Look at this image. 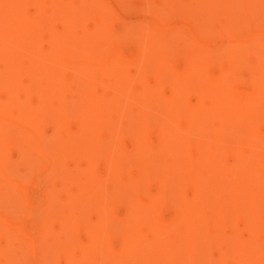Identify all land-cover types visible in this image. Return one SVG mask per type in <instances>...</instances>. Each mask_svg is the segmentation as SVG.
I'll list each match as a JSON object with an SVG mask.
<instances>
[{"label":"bare ground","instance_id":"6f19581e","mask_svg":"<svg viewBox=\"0 0 264 264\" xmlns=\"http://www.w3.org/2000/svg\"><path fill=\"white\" fill-rule=\"evenodd\" d=\"M114 1L0 0V264H264V0Z\"/></svg>","mask_w":264,"mask_h":264},{"label":"rangeland","instance_id":"374dc122","mask_svg":"<svg viewBox=\"0 0 264 264\" xmlns=\"http://www.w3.org/2000/svg\"><path fill=\"white\" fill-rule=\"evenodd\" d=\"M99 2H102L103 4H104V6L108 9V11H109V13L110 14H112L114 17H115V20H114V22H113V25L114 26H116V28H122L124 25H126V24H129V23H131V24H136V23H138V24H140V23H142L143 21H147V20H149L148 19V15H147V13H145V12H143V11H141L140 10V7L138 6V5H136L135 3H138V2H134V4H132V3H130V4H132V5H130V7H131V9H133V8H135L134 6L136 5V7L139 9H134L133 11L131 10H128V11H126V8H124V6L123 5H121V4H118V3H116L114 0H98ZM134 5V6H133ZM147 15V16H146ZM150 17V16H149ZM174 21L175 20H170V21H168V23H167V25H172V24H174ZM178 21V20H177ZM121 22H123V23H121ZM127 22V23H126ZM93 24V22H90V21H88L87 23H86V26H91ZM124 24V25H123ZM137 24V25H138ZM120 26V27H119ZM261 30H264V29H261ZM223 39L222 38H218L217 40H214V43H216V44H219V43H223ZM42 46L44 47L45 46V44L44 43H42ZM71 74V71H66V73L64 74L65 76H69ZM242 74H243V76H245L246 74H245V72L244 71H242ZM150 79V78H149ZM149 82V81H148ZM150 82H152V81H150ZM69 84V86L70 87H72L73 86V84H71V83H68ZM233 87H235V88H237V89H242V88H244V83H242V81H236L235 83H233V85H232ZM133 87H135V88H137V87H140L139 85H138V83H134L133 84ZM219 87V86H218ZM0 94L1 95H3L4 94V91L3 90H0ZM65 96H67V94L65 95ZM260 126V128H264V124H262V125H259ZM45 130L47 131V132H49L50 130H51V127H49V126H46L45 127ZM231 161V159H230V157H227L226 158V162H230ZM260 169H262V170H264V163H262L261 165H260ZM43 185H37V189L38 190H43ZM151 188L153 189V188H155V186H154V184H152L151 185ZM122 209V207H116V208H114V213L115 212H118V211H120ZM168 212H171V210L170 209H166V210H164V213H168ZM29 223V224H28ZM32 223H33V221H30V220H25V221H23V225L24 226H26V227H30V226H32ZM240 226V225H239ZM25 227V228H26ZM28 229V228H27ZM240 230H241V226H240ZM233 234V232H232V229L229 227V226H223L222 227V229H221V235L224 237V238H228V237H230L231 235ZM230 262V260L229 259H227L226 261H225V263H229Z\"/></svg>","mask_w":264,"mask_h":264}]
</instances>
